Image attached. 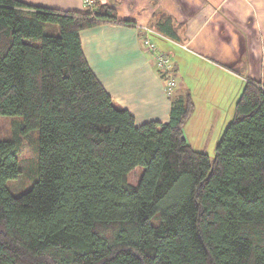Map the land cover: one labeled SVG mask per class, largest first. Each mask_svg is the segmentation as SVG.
I'll list each match as a JSON object with an SVG mask.
<instances>
[{
  "label": "trees",
  "instance_id": "1",
  "mask_svg": "<svg viewBox=\"0 0 264 264\" xmlns=\"http://www.w3.org/2000/svg\"><path fill=\"white\" fill-rule=\"evenodd\" d=\"M104 24L135 26L101 0L85 12L0 0V116L39 132L38 177L20 195L6 184L23 137L0 141V264H264V85L247 79L211 160L185 136L189 91L165 123L138 125L112 100L80 35ZM151 28L178 39L166 13Z\"/></svg>",
  "mask_w": 264,
  "mask_h": 264
},
{
  "label": "crops",
  "instance_id": "2",
  "mask_svg": "<svg viewBox=\"0 0 264 264\" xmlns=\"http://www.w3.org/2000/svg\"><path fill=\"white\" fill-rule=\"evenodd\" d=\"M21 1L61 11L87 10L85 0ZM101 1L135 26L104 24L81 32L83 53L112 100L138 125L170 120L171 97L142 43L143 28H151L159 13L173 18L178 39L157 33L150 37L169 55L177 85L186 84L195 103L185 129L218 133V141L247 79L264 85V0Z\"/></svg>",
  "mask_w": 264,
  "mask_h": 264
},
{
  "label": "rangeland",
  "instance_id": "3",
  "mask_svg": "<svg viewBox=\"0 0 264 264\" xmlns=\"http://www.w3.org/2000/svg\"><path fill=\"white\" fill-rule=\"evenodd\" d=\"M59 30L57 28L47 27L46 32L48 34L59 35ZM175 76V71H174ZM176 80V78H175ZM186 84L179 83L175 85L174 92L172 96H180L185 93ZM230 95L233 94V85H230ZM243 89H241L242 91ZM233 104V101H231ZM235 108V106H234ZM232 110H229L231 112ZM233 113L231 118L233 117ZM230 118V119H231ZM22 117L19 116H0V141L3 140H14L15 136L18 134L22 136V146L20 152V161L22 163V173L16 178L9 180L6 184L7 188L13 195H20L27 192L33 185L34 181L38 177V158H36V151L38 150V130H34L28 134H24L21 131ZM195 129L188 127L185 129V135L190 141L193 148L199 152L207 153L211 160H214L215 149L217 145L218 133H213L209 131H203V133L194 132ZM200 135V136H199ZM202 135V136H201ZM199 138V139H198ZM36 173V176H35ZM139 175L137 172L131 175L130 181L136 183Z\"/></svg>",
  "mask_w": 264,
  "mask_h": 264
},
{
  "label": "built area",
  "instance_id": "4",
  "mask_svg": "<svg viewBox=\"0 0 264 264\" xmlns=\"http://www.w3.org/2000/svg\"><path fill=\"white\" fill-rule=\"evenodd\" d=\"M92 4L93 0H85L86 7L90 8L92 7ZM142 33L143 47L148 53L152 55L157 73L164 79L166 92L171 97L176 85L174 76L175 68L172 60L169 55L161 51L159 47L152 41L150 36H152V34H156L153 29L144 27Z\"/></svg>",
  "mask_w": 264,
  "mask_h": 264
}]
</instances>
